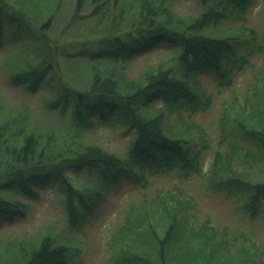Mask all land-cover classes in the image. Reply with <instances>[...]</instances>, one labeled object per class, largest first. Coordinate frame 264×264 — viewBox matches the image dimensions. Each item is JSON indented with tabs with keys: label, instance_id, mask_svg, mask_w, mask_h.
<instances>
[{
	"label": "trees",
	"instance_id": "1",
	"mask_svg": "<svg viewBox=\"0 0 264 264\" xmlns=\"http://www.w3.org/2000/svg\"><path fill=\"white\" fill-rule=\"evenodd\" d=\"M196 1L197 13L182 16L174 0H72L66 24L84 22L78 39L67 41L50 33L65 0H0V78L39 93L36 106L12 104L0 84V229L24 215L22 198L36 196L44 180L56 183L66 209L56 232L53 224L22 236L1 229L0 264H71L78 250L71 231L123 176L143 195L127 204L113 236L115 264H255L262 252L254 240L230 238L200 219L176 181L145 193L148 175L194 173L205 189L233 196L250 218L264 203V86L253 108H228L218 118L227 149L215 150L208 174L199 162L207 134L192 118L211 99L199 75L222 83L237 64L246 32L221 23L243 18L249 0ZM160 47L168 49L161 59L130 74L137 56ZM64 60L79 65L80 79L65 76ZM43 113L63 124L43 121ZM100 120L129 136L124 154L94 138Z\"/></svg>",
	"mask_w": 264,
	"mask_h": 264
},
{
	"label": "rangeland",
	"instance_id": "2",
	"mask_svg": "<svg viewBox=\"0 0 264 264\" xmlns=\"http://www.w3.org/2000/svg\"><path fill=\"white\" fill-rule=\"evenodd\" d=\"M72 7V0H65L50 30L53 34L61 32V39L67 41L78 39L79 29L84 22L82 19L66 24ZM198 8L199 4L196 0H174V9L182 16L194 15ZM221 24L228 31L241 26L246 33L241 39L242 47L237 54V64L232 66V72L227 81L220 83L207 73L200 74L198 77L200 89L211 97L205 108L202 109L200 106L192 113V118L207 134L206 137H202V140L206 138L208 146L203 148L199 160L204 174H208L215 150L224 152L227 149L226 141H220L218 118L228 108L236 109L239 105L245 106L246 111L253 108L260 99L262 100L258 87L264 86V0H249L243 18H227ZM72 45L75 46V44ZM71 47L73 48V46L68 47L69 50L72 49ZM167 50V48H161L140 54L134 60L130 74L133 76L145 65L156 63ZM62 69L71 81L80 79L81 69L76 62L64 60ZM0 84L2 92L10 103L27 101L30 106L38 105V92L30 94L24 90L12 88L6 83L2 74ZM41 119L58 125L63 124V121L48 113L41 114ZM93 133L97 142L124 154L128 135L121 134L119 130L111 128L102 120L99 121ZM202 147V143L197 146L199 149ZM148 177L149 183L145 190L147 196H152L156 187H170L176 181L192 195L196 213L200 219L208 218L219 231H229L230 238L234 235L251 237L256 244L255 248H252L262 252L256 257L255 264L260 263L259 258L264 259V211H262L264 203L261 204L258 214L250 218L246 211L237 206L238 201L233 196H225L222 192L205 189L202 185L203 179L194 173L181 180L173 173H160L156 176L148 175ZM82 178L88 180L85 175ZM257 178L259 179L260 176ZM142 195V187L125 176L105 192L98 205L85 216L81 227L71 231V235L78 242V250L71 264H115L113 248L114 244L118 245V243L112 240L113 236L119 233L118 229L127 204L138 202ZM22 199L26 204L23 208L24 215L17 214L12 220L6 221L1 227L3 232L10 236H22L25 233H36L48 224L54 225L55 232L62 229L66 221V209L62 202V192L55 182L44 180L37 186L36 196Z\"/></svg>",
	"mask_w": 264,
	"mask_h": 264
}]
</instances>
